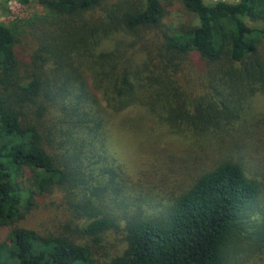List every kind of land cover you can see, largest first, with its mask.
I'll return each instance as SVG.
<instances>
[{"label": "trees", "instance_id": "obj_1", "mask_svg": "<svg viewBox=\"0 0 264 264\" xmlns=\"http://www.w3.org/2000/svg\"><path fill=\"white\" fill-rule=\"evenodd\" d=\"M36 1L46 14L0 22V264H229L248 218L264 227V0H176L196 23L172 30L162 0ZM133 108L191 135L181 183L114 156L110 118ZM54 192L60 228L23 225Z\"/></svg>", "mask_w": 264, "mask_h": 264}, {"label": "rangeland", "instance_id": "obj_2", "mask_svg": "<svg viewBox=\"0 0 264 264\" xmlns=\"http://www.w3.org/2000/svg\"><path fill=\"white\" fill-rule=\"evenodd\" d=\"M218 0H204L206 3H213ZM228 2H236L237 0H224ZM5 0H0V22L5 25H11L18 19H27L32 16H40L46 14L45 8L36 0H30L28 4H20L15 0H7L6 6L8 13L2 14V7ZM166 8V15L163 22L167 29H175L178 24L185 20H191L196 23L194 17H190L183 10L176 0H162ZM249 25H254L252 21L247 19ZM150 32H145L141 37V42H151ZM148 52V51H147ZM146 52H143V54ZM253 110L259 111L264 117V92H258L253 97ZM140 117L141 121H137L133 128L124 130L123 124L125 117ZM124 120V121H123ZM111 132H109L111 148L115 149L114 156L120 160L130 171L135 179L139 175L137 169L146 168L148 164L155 161L156 183L161 187L169 189L174 187L181 181L175 178L174 164L172 159L180 156H186V149L191 145V135H173L163 134L162 127L153 122L152 118L143 111L133 108L125 110L121 114H112L110 118ZM139 122V123H138ZM264 138V127L262 130ZM224 152V151H223ZM260 154L264 156V144H261ZM186 171H184L185 173ZM25 173L23 180L28 177ZM59 192L48 194L44 198H39L36 206L27 214L23 225L32 227L39 231L57 230L63 224L66 218L65 209L61 203ZM152 203V202H151ZM154 204H156L154 202ZM261 204V203H260ZM254 217L250 216L246 221L244 228L250 233L248 238L249 244L235 247L229 255V264H261L264 258V227L257 237L256 227L250 223ZM7 234L6 228H0V240H3ZM261 237H263L261 239ZM256 238L263 240L262 243L256 242ZM108 240L115 244V247L122 246L120 233L111 231L108 233Z\"/></svg>", "mask_w": 264, "mask_h": 264}]
</instances>
